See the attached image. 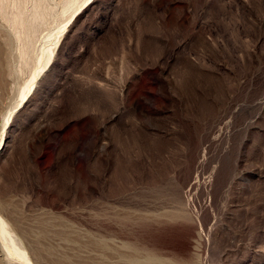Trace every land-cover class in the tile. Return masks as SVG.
<instances>
[{
    "label": "rangeland",
    "instance_id": "rangeland-1",
    "mask_svg": "<svg viewBox=\"0 0 264 264\" xmlns=\"http://www.w3.org/2000/svg\"><path fill=\"white\" fill-rule=\"evenodd\" d=\"M0 143L33 264H264V0H0Z\"/></svg>",
    "mask_w": 264,
    "mask_h": 264
},
{
    "label": "bare ground",
    "instance_id": "bare-ground-1",
    "mask_svg": "<svg viewBox=\"0 0 264 264\" xmlns=\"http://www.w3.org/2000/svg\"><path fill=\"white\" fill-rule=\"evenodd\" d=\"M32 89L33 87H30L29 94L31 93ZM29 94L24 95L22 97V100L19 105H21L25 101V99H27ZM1 142H2V139H1ZM0 247L3 253H5L6 259L8 260L9 263L18 262V264L19 263L20 264H33L27 252L23 250L21 247H19L7 223L5 222V220L3 219L1 215H0Z\"/></svg>",
    "mask_w": 264,
    "mask_h": 264
}]
</instances>
